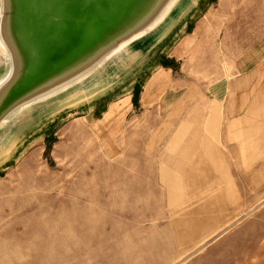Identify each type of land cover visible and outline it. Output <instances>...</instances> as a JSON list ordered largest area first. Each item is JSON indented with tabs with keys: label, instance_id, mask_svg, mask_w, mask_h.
<instances>
[{
	"label": "rangeland",
	"instance_id": "1",
	"mask_svg": "<svg viewBox=\"0 0 264 264\" xmlns=\"http://www.w3.org/2000/svg\"><path fill=\"white\" fill-rule=\"evenodd\" d=\"M205 1L147 73L159 54L0 129V264H264V0ZM202 101L219 111L171 205L157 169Z\"/></svg>",
	"mask_w": 264,
	"mask_h": 264
},
{
	"label": "water",
	"instance_id": "2",
	"mask_svg": "<svg viewBox=\"0 0 264 264\" xmlns=\"http://www.w3.org/2000/svg\"><path fill=\"white\" fill-rule=\"evenodd\" d=\"M191 2L0 0V129L68 90L79 86L83 95L108 83L122 59H140L142 47L177 24Z\"/></svg>",
	"mask_w": 264,
	"mask_h": 264
},
{
	"label": "crops",
	"instance_id": "3",
	"mask_svg": "<svg viewBox=\"0 0 264 264\" xmlns=\"http://www.w3.org/2000/svg\"><path fill=\"white\" fill-rule=\"evenodd\" d=\"M204 3L206 4L207 0ZM188 14L189 13L184 14L182 19L173 27L169 28L165 34H162V36L153 39L150 43L142 47V50L147 51L146 54L149 53L150 55L152 52L159 54L156 59L151 60V63H146V66L143 68L144 72H148L149 70L154 68L159 61L161 63L167 56H169V54L172 52V49L174 48V45H172L171 43V40H173L174 37H178L179 34H182V38H184L187 29L192 25V19L197 16V14L192 15L190 17L191 21L182 25L181 29H178L179 24L185 20ZM175 30L178 31H176V35H173L175 33ZM158 71H160V69ZM155 86V82L150 83V87L153 88ZM123 103H125L127 106L129 103V99H122L121 101L116 102L111 106L110 110L105 115V121L103 123L105 124L104 127L108 125V122H110L121 113L120 110L123 106ZM201 105V113L199 114V116L184 120L177 130L176 134L174 135L170 147L181 143L180 149L178 150L176 155H166V152L164 151V155L161 156L160 163L157 169L156 181H158L162 186L166 188V192L170 193L169 198L170 201L173 202L171 203V205L178 204L177 201L179 198V192L181 191L180 186L182 185L181 180H183V183H185L184 177H186L195 167L196 161L200 160V158L202 157V153L205 150L203 146L207 145L208 143L206 137L207 133L203 134L200 129H207V125L211 120L209 114L219 111L217 106L212 107L204 101L201 102ZM247 110V107H243L242 109H240L241 112ZM191 161L192 164L190 163ZM149 192H152V190ZM143 216L146 217V215Z\"/></svg>",
	"mask_w": 264,
	"mask_h": 264
},
{
	"label": "bare ground",
	"instance_id": "4",
	"mask_svg": "<svg viewBox=\"0 0 264 264\" xmlns=\"http://www.w3.org/2000/svg\"><path fill=\"white\" fill-rule=\"evenodd\" d=\"M54 89H51L50 90V92H47V93H51L52 91H53ZM44 95V94H43ZM29 103V102H28ZM27 105V103H25V104H22L21 106H19L20 108H23L24 106H26Z\"/></svg>",
	"mask_w": 264,
	"mask_h": 264
}]
</instances>
